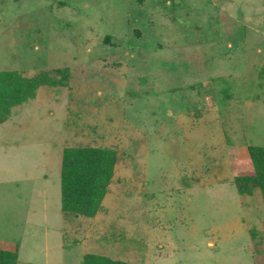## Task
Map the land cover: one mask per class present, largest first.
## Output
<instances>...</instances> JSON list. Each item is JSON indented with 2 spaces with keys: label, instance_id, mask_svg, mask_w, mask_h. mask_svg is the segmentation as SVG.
<instances>
[{
  "label": "rangeland",
  "instance_id": "1",
  "mask_svg": "<svg viewBox=\"0 0 264 264\" xmlns=\"http://www.w3.org/2000/svg\"><path fill=\"white\" fill-rule=\"evenodd\" d=\"M0 71L46 75L0 123V249L16 264H264V0H0ZM116 154L64 216L65 148Z\"/></svg>",
  "mask_w": 264,
  "mask_h": 264
},
{
  "label": "trees",
  "instance_id": "2",
  "mask_svg": "<svg viewBox=\"0 0 264 264\" xmlns=\"http://www.w3.org/2000/svg\"><path fill=\"white\" fill-rule=\"evenodd\" d=\"M51 83L44 74L26 78L16 71H0V123L8 119L11 109L34 97L37 88ZM253 172L234 179L239 194L255 188L264 202V146H248ZM116 154L96 147L65 148L60 166V208L64 216L92 217L101 207L112 178ZM83 264H128L108 257L85 254ZM14 251L0 249V264H16Z\"/></svg>",
  "mask_w": 264,
  "mask_h": 264
}]
</instances>
